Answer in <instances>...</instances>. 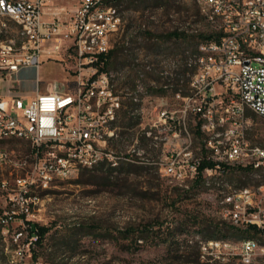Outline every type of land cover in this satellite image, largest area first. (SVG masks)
I'll return each mask as SVG.
<instances>
[{
	"label": "built area",
	"instance_id": "built-area-1",
	"mask_svg": "<svg viewBox=\"0 0 264 264\" xmlns=\"http://www.w3.org/2000/svg\"><path fill=\"white\" fill-rule=\"evenodd\" d=\"M53 0H0V75L12 78L25 67H40L43 55L59 54L67 44L69 58L74 60L76 79L66 92L38 93L25 101H13L12 110L0 100V133L14 132L32 135V163L25 176L15 180L18 194L10 196L9 218L30 214V205L37 196H28L32 189H47L57 182V174L72 170L73 157L85 162L106 159L114 162L111 149L114 133H110V118H118L125 107L114 89L111 71L99 72L97 63L109 54L117 39L126 32L123 15H116V0H78L76 8L53 9ZM201 21L180 32L213 38L219 57L186 56L183 68L188 69L190 94L176 97L184 102V117L174 109H160L144 137L159 150L157 158L141 155L145 165L160 167L170 183H196L201 158L189 146L182 149L185 116L198 117L199 129L205 142L206 158L214 167L203 171L206 184L222 183V173L234 169L264 176V146L247 138L250 110L264 119V0H197ZM13 14L14 27H6L2 16ZM32 28V36H25ZM10 35V36H9ZM55 41L53 50L45 44ZM180 69L172 72L178 75ZM162 75H169L162 72ZM169 85H165V90ZM143 92V87L139 88ZM131 96V102L135 97ZM133 116L144 119L143 110L130 109ZM153 128L159 129L155 135ZM186 133L187 129L185 128ZM167 133L175 143L168 149ZM8 144V143H7ZM9 153L0 150V162H7ZM75 176L79 173L75 171ZM3 183H6L3 182ZM187 188H189L187 186ZM264 194V185L259 188ZM224 216L233 225H256L264 229V206L258 192L251 187L220 191ZM8 218V219H9ZM4 217L3 221H8ZM19 236L22 233L18 234ZM35 238H32L33 241ZM202 251L227 248L230 245L201 244ZM29 246V245H28ZM259 243L241 244L243 262L249 264Z\"/></svg>",
	"mask_w": 264,
	"mask_h": 264
},
{
	"label": "rangeland",
	"instance_id": "rangeland-1",
	"mask_svg": "<svg viewBox=\"0 0 264 264\" xmlns=\"http://www.w3.org/2000/svg\"><path fill=\"white\" fill-rule=\"evenodd\" d=\"M77 4L78 0H53L49 6L71 12ZM117 7L121 15L124 12L126 25L125 34L117 39L125 51L111 70L115 92L125 106L110 128V133L117 135L111 149L118 165L104 164L92 171L83 170L71 180L52 183L47 189H32L30 192L39 199L30 205L28 219L48 227L49 232L43 243L35 246L37 259H34L27 244L31 240L27 224L21 218L14 219L0 240V264H245L241 240L233 237L211 240L207 238V229L211 225H233L224 216L220 191L251 187L264 206V194L259 192L264 176L234 169L222 173V183H170L160 167L140 161L139 154L151 159L158 157L159 150L143 134L158 111L174 109L179 117L185 115L184 102L173 91L178 78L172 72L183 69L186 56L195 57L205 38L198 39L191 33L179 39L167 36L181 25L187 30L195 25L197 0H124L121 8ZM145 31L153 36H147ZM70 61L74 64L73 59ZM63 65L61 61L50 60L52 72L50 77L42 75L43 81L59 78L57 74L64 73ZM73 69L69 70L70 77L76 76ZM161 71L169 75H162ZM189 78V75L182 77L181 84L185 86ZM57 85L66 87V81ZM165 85H169L166 91ZM183 92L187 90L183 88ZM130 95L135 97V109L144 111V119L133 128L123 129L130 116L125 114L131 103ZM15 99L8 101L5 109L12 110ZM247 116L251 119L247 138L264 146V119L250 110ZM197 121L193 113L186 114L179 142L182 149L189 146L200 157L205 142L195 132ZM123 130L130 136L121 138ZM153 132L160 133L157 128ZM175 142L167 133L168 149H173L171 144ZM27 144L0 141V150L9 153V160L0 162V209L7 212L12 207L9 197L19 192L15 180L25 176L32 163L29 147L32 144ZM12 209L20 210L19 206ZM255 241L259 248L249 264H264L261 245L264 238ZM217 243L230 246L214 248L209 253L201 249V244Z\"/></svg>",
	"mask_w": 264,
	"mask_h": 264
},
{
	"label": "trees",
	"instance_id": "trees-1",
	"mask_svg": "<svg viewBox=\"0 0 264 264\" xmlns=\"http://www.w3.org/2000/svg\"><path fill=\"white\" fill-rule=\"evenodd\" d=\"M124 0H117L116 1V6H119L121 8V4ZM195 20L201 21V17L199 14V10L197 7V12L195 15ZM195 22V21H194ZM144 34H146L149 37H152V33L150 31H145ZM170 39L172 38H181V37H188V34L185 32H180L177 29L171 31L170 33H168V36ZM196 38L198 39H203L205 38L204 35H199L196 36ZM125 51V46H120L119 43L116 45V47L106 56H104L102 58V62L103 63H97L96 66L99 68V72H108L111 71L112 68H115L117 66V63L119 62V59L121 58L120 54H122V52ZM188 73V69L187 68H183L178 75H176V77L178 78V83L177 85H175L176 87H174L173 91L175 93L181 92L183 96H187L190 94V87H189V82L184 86L181 84L182 81V77H186ZM170 84V83H167ZM183 88H185V90H187V93L183 92ZM166 91V90H164ZM135 109L137 108V105L133 104L132 102L130 103V106H128V108L126 109V116L130 115L128 118V121L125 123L124 126H122V128L126 129V128H133L134 126H136L137 124H139L140 118L133 116L131 114L130 109ZM117 127V126H116ZM195 132L201 136L199 129L195 130ZM127 135L130 136V133H128L126 130H123L120 135L121 138L125 137ZM11 143H23V142H11ZM27 144V143H25ZM29 145V144H27ZM29 147L31 148V153L33 152V149L31 147V145H29ZM201 158V163L199 165V177L198 180L196 182V184H200L201 181H203V171L206 168H212L214 167V163L210 160H208L206 158V151L205 149H203L202 155L200 156ZM95 169V168H94ZM94 169H90V171L94 170ZM28 196H37L36 193H29ZM11 205V203L9 204ZM12 211V207H9V212ZM7 212V210H2L0 209V240L2 241L4 239L3 233L5 228L7 227V225L9 223H11L14 219H17V216L12 215L11 218H9V216H5V213ZM5 218H9L7 223L3 222V219ZM18 218H21V220L27 224V230L28 233L30 235V239L35 238L33 241L29 240L27 241V244L29 245V251L32 252L33 254V258L37 259V253L35 252L34 248L36 245H41L45 239V236L47 235V233L49 232V228L45 227V226H40L37 223H33L31 222L28 217H26L25 215H20L18 216ZM209 228L211 229H207V238L208 239H213V240H219V239H226L229 237H233L237 240H241V242L245 241V240H255V239H260L263 240L264 238V229L263 228H258L256 225H248L245 227H240V226H235V225H211ZM19 233H22V231H19ZM18 233V234H19ZM262 246H264V241L261 243Z\"/></svg>",
	"mask_w": 264,
	"mask_h": 264
},
{
	"label": "crops",
	"instance_id": "crops-1",
	"mask_svg": "<svg viewBox=\"0 0 264 264\" xmlns=\"http://www.w3.org/2000/svg\"><path fill=\"white\" fill-rule=\"evenodd\" d=\"M56 43L55 41H50L45 44V48L48 50H53ZM67 44L64 49L59 54H53L52 56L43 55L42 64L40 67H25L21 71L15 74L12 78H3L0 75V100L7 105L8 101L14 98L23 97L25 101H29L34 98L38 93H48L54 91L66 92L68 86H72L76 76L70 77L69 70L74 67V64L70 61L71 58L67 55L66 51ZM61 61L64 65L61 70L64 73L55 74L59 78L55 77L53 82L43 81L42 75L50 77L52 72V67L49 66L50 60ZM29 72H32L30 74ZM66 81V87L60 88L57 84L58 82Z\"/></svg>",
	"mask_w": 264,
	"mask_h": 264
},
{
	"label": "bare ground",
	"instance_id": "bare-ground-1",
	"mask_svg": "<svg viewBox=\"0 0 264 264\" xmlns=\"http://www.w3.org/2000/svg\"><path fill=\"white\" fill-rule=\"evenodd\" d=\"M116 15H121V12L118 10L117 6H116ZM2 23H4L6 27H16V20L13 18V14H5V16H2ZM25 36H32V28H25ZM210 46H213V38H205L200 44L198 51L195 54V57L201 56V51L208 49V47ZM208 56L219 57V50L208 49ZM116 122H117V118H110V128L114 126ZM116 136L117 135L114 136V140ZM14 140L32 144V135H23L22 132H14ZM0 141L10 143L11 133L10 132L0 133ZM104 164L117 166L118 159L116 157L114 162H111L110 160H106V159H93L85 162V159H83V157H73L72 170H75L80 174L81 171L83 170L94 169ZM75 171H68L66 172V174H57V181H66L78 177L75 176ZM3 222L7 223L8 221H3ZM251 243H257V241L245 240L242 242V244H251ZM217 245H219V243H217Z\"/></svg>",
	"mask_w": 264,
	"mask_h": 264
}]
</instances>
